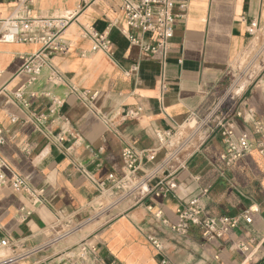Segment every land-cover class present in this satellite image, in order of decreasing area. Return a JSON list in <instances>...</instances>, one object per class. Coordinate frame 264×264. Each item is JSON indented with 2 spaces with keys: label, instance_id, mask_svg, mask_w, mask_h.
I'll return each instance as SVG.
<instances>
[{
  "label": "crops",
  "instance_id": "1",
  "mask_svg": "<svg viewBox=\"0 0 264 264\" xmlns=\"http://www.w3.org/2000/svg\"><path fill=\"white\" fill-rule=\"evenodd\" d=\"M16 3L0 0V19ZM173 3L174 34L165 50L150 55L128 42L126 33H141L127 26L120 0H31L33 16L74 20L63 33L68 51L52 55L25 87L24 97L34 93L28 106L20 105L14 92L27 79L19 72L22 56L40 45L0 42V127L5 131L0 154L29 187L42 190V203L32 207L25 191L0 186V236L16 246L15 253L34 249L10 264H59L80 241L93 243L95 259L102 263L261 264L264 155L257 151L258 136L252 131L253 121L264 115V67L222 115L233 123L234 135H252L248 154L220 173L215 166L223 149L220 132H211L209 123L203 130L195 125L220 107L228 75L241 57L264 59V0ZM85 24L111 41L108 52L89 51ZM70 85L76 90L70 91ZM82 91L96 94L85 102ZM46 93L60 97L62 104L39 129L33 116L47 113L51 100ZM136 107L140 115L123 118ZM156 130L169 131L168 142L160 144ZM59 133L64 140L57 145ZM125 144L152 149L155 158L145 160L127 184L112 185L110 174L117 181L124 175L120 150ZM143 179V192L131 191ZM161 181H170L173 189L151 192ZM204 189L207 193L200 196ZM198 196L208 215H238L249 206L258 212L251 223L242 220L221 239L206 241L194 226L176 232L177 209ZM104 197L108 204L98 202L97 208L96 201ZM23 205L32 208L25 220L19 212ZM67 229L72 230L59 237ZM249 236L256 242L248 244ZM238 242L247 243L248 251L235 249Z\"/></svg>",
  "mask_w": 264,
  "mask_h": 264
},
{
  "label": "built area",
  "instance_id": "2",
  "mask_svg": "<svg viewBox=\"0 0 264 264\" xmlns=\"http://www.w3.org/2000/svg\"><path fill=\"white\" fill-rule=\"evenodd\" d=\"M121 10L124 13L126 24L129 28L135 29L141 33L137 36L134 33H126L128 42L139 48L142 53L155 54L160 50L167 48V43L174 34V23L176 14L174 13L173 0H120ZM31 0H17L12 13L3 19H0V42L3 43H36L40 48L32 53L22 56V65L20 73L26 75V82L21 85L15 92V100L23 106H28L29 100L34 97V93H29L23 96L24 89L29 84L33 83L40 74L43 67L48 63V59L55 54H65L68 51V43L63 37L65 29L74 20V18L65 17H40L33 16L30 8ZM82 33L91 41L89 47L90 52H108L111 41L103 34L96 31L91 25H82ZM150 33L152 37L145 38L144 34ZM147 39V40H146ZM136 67V66H134ZM134 69V68H133ZM2 71H0V77ZM52 75L50 79H56ZM70 91L76 90L73 85L69 86ZM82 91L81 97L85 102L92 99L96 93ZM51 105L47 113L34 115L33 119L36 127L39 129L46 123L50 116L55 115L62 104L60 97L49 95ZM141 113V108L128 109L123 118H135ZM227 116H217L215 123L210 126L211 132H220L223 140V149L218 152L217 159L219 164L216 168L222 173L226 168L230 167L237 160L249 153L253 146L252 135L248 132H240L237 135L233 133V123L226 119ZM11 120H15L11 117ZM207 121L200 123L205 126ZM258 136L255 144L257 151L264 155V115L253 121V131ZM5 131L0 127V145L5 142ZM169 131H155V137L160 144L168 142L170 136ZM55 143L60 145L64 140L63 134L59 133L54 136ZM182 144L177 149H181ZM175 152V151H174ZM174 154V153H173ZM120 157L124 175L120 180H115L113 175L108 176V181L112 185H125L131 179L136 177L138 170L143 168L144 161H153L155 158L154 150L152 149H137L130 144H125L120 150ZM147 177V176H146ZM145 178V177H144ZM146 181L140 180L134 185L131 191L142 193V186L146 185ZM0 186H9L15 192L25 191L30 197V205L32 207L42 203V190L29 187L25 178L18 173L0 154ZM102 187V185H100ZM174 187L170 181L159 182L153 191L156 194H167ZM207 193L204 189L200 196ZM200 196L193 198L186 204H182L177 209L178 222L172 226L176 232L184 234L188 227H197L204 240L211 241L221 239L238 227L243 220L245 223L252 222V214L258 212L256 206H249L242 213L238 215H208L201 203ZM21 219L25 220L32 212L29 206H21L19 209ZM72 229H67L59 237H64L71 232ZM151 242L156 248H159V243L153 237ZM248 244L256 242L255 237H248ZM248 244L238 242L235 244V249L240 252L248 251ZM11 241L5 237L0 236V264H10L22 257L34 252V249L27 250L21 253H15ZM6 252V253H5ZM96 258V246L93 243L86 241L78 242L72 249H70L59 261V264H121L116 260L108 263H102ZM162 264H172L166 259L161 260Z\"/></svg>",
  "mask_w": 264,
  "mask_h": 264
},
{
  "label": "rangeland",
  "instance_id": "3",
  "mask_svg": "<svg viewBox=\"0 0 264 264\" xmlns=\"http://www.w3.org/2000/svg\"><path fill=\"white\" fill-rule=\"evenodd\" d=\"M259 43H255L254 51H258ZM261 50V49H260ZM263 54V53H262ZM255 57L247 56V57H241L238 64L234 66L235 70H233L229 75L226 82V85L224 86L220 98L221 103L220 107L213 111L208 117H206L207 123L210 124V126L215 123V118L217 116L222 117V115L225 114V112L230 109L234 104V98L236 94L238 93V90H241L248 86V84L253 80V78L258 75V73L263 69L264 67V59L262 60H254V62H251ZM234 83L235 90H231V87ZM223 111V113H222ZM195 122L190 123V125H193ZM208 124V125H209ZM199 123L195 125V127H198ZM207 128V125L202 127V130ZM202 136V133L199 134ZM204 135V134H203ZM98 202H101L103 205L108 204L109 198H99V201H96V206L98 208ZM0 253H4L3 251ZM6 253V252H5Z\"/></svg>",
  "mask_w": 264,
  "mask_h": 264
},
{
  "label": "water",
  "instance_id": "4",
  "mask_svg": "<svg viewBox=\"0 0 264 264\" xmlns=\"http://www.w3.org/2000/svg\"><path fill=\"white\" fill-rule=\"evenodd\" d=\"M261 264H264V257H263L262 260H261Z\"/></svg>",
  "mask_w": 264,
  "mask_h": 264
},
{
  "label": "bare ground",
  "instance_id": "5",
  "mask_svg": "<svg viewBox=\"0 0 264 264\" xmlns=\"http://www.w3.org/2000/svg\"><path fill=\"white\" fill-rule=\"evenodd\" d=\"M233 87H234V83H233V85H232L231 89H233Z\"/></svg>",
  "mask_w": 264,
  "mask_h": 264
}]
</instances>
